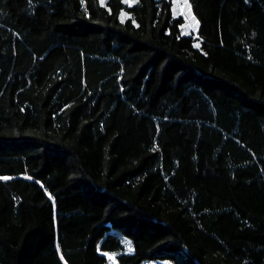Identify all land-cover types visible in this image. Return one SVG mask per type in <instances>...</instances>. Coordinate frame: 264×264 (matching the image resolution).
Wrapping results in <instances>:
<instances>
[{"label": "trees", "instance_id": "obj_1", "mask_svg": "<svg viewBox=\"0 0 264 264\" xmlns=\"http://www.w3.org/2000/svg\"><path fill=\"white\" fill-rule=\"evenodd\" d=\"M190 1L0 0V264H264V0Z\"/></svg>", "mask_w": 264, "mask_h": 264}, {"label": "rangeland", "instance_id": "obj_2", "mask_svg": "<svg viewBox=\"0 0 264 264\" xmlns=\"http://www.w3.org/2000/svg\"><path fill=\"white\" fill-rule=\"evenodd\" d=\"M106 0H103L105 2ZM188 5H190V10ZM173 10L175 15H183L185 18L184 23L182 24V31L184 34H194L198 35L199 28H200V21L195 15L191 1L187 0V3H185V0H173ZM123 18L126 17V14H123ZM193 17H195V20H193ZM198 22V23H197ZM123 242L127 247V251H129V247H131V251H133V245L130 239L126 236H123ZM151 264H171L169 260L161 259L158 263H151Z\"/></svg>", "mask_w": 264, "mask_h": 264}, {"label": "snow or ice", "instance_id": "obj_3", "mask_svg": "<svg viewBox=\"0 0 264 264\" xmlns=\"http://www.w3.org/2000/svg\"><path fill=\"white\" fill-rule=\"evenodd\" d=\"M185 3H187V0H185ZM188 7H189V10H190V5H188ZM193 20H195V17H193ZM198 23V22H197ZM199 45H197V47H198ZM132 249H131V247H129V251H131Z\"/></svg>", "mask_w": 264, "mask_h": 264}]
</instances>
